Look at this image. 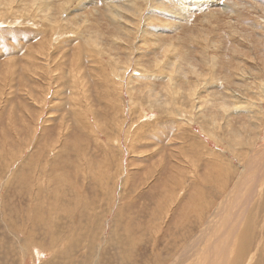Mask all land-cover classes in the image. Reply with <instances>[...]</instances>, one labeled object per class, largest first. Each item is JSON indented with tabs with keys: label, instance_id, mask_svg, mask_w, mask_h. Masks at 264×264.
I'll list each match as a JSON object with an SVG mask.
<instances>
[{
	"label": "rangeland",
	"instance_id": "obj_1",
	"mask_svg": "<svg viewBox=\"0 0 264 264\" xmlns=\"http://www.w3.org/2000/svg\"><path fill=\"white\" fill-rule=\"evenodd\" d=\"M11 1L0 7V264H209L198 254L215 240L216 205L250 162L255 182L264 159L263 112L232 97L264 107V0ZM93 30L117 52L99 58L123 74V112L101 100L113 86L90 56L100 50L86 48ZM177 85L181 101L170 107L184 114L161 110L163 99L152 112L149 96L166 98ZM77 109L98 112L91 131L79 130ZM247 205L245 246L229 249L243 247L230 263L264 264V195Z\"/></svg>",
	"mask_w": 264,
	"mask_h": 264
},
{
	"label": "bare ground",
	"instance_id": "obj_2",
	"mask_svg": "<svg viewBox=\"0 0 264 264\" xmlns=\"http://www.w3.org/2000/svg\"><path fill=\"white\" fill-rule=\"evenodd\" d=\"M131 1H133V0H131ZM162 1V0H161ZM28 2V1H27ZM12 3V1L11 0H8V2H5V1H3V0H0V7L1 6H3V4H5L4 6H3V8L5 9V11L7 12L8 10V8L10 7V4ZM139 4V3H138ZM237 4V3H236ZM252 4V3H251ZM257 4V3H256ZM23 5V4H22ZM45 5H48V4H46L45 3ZM255 5V4H254ZM117 6V5H116ZM162 6V5H161ZM260 6H261V4H260ZM258 7H259V5H258ZM28 8V7H27ZM262 8H264V7H262ZM170 10H173L174 11V8H172L171 7V9ZM263 10V9H262ZM131 11V10H130ZM133 13H136V15H137V17L138 18H140V16H141V13H142V10L141 9H138V8H135V9H133ZM32 12V11H31ZM41 13H43L42 14V16H46V19L47 20H50V21H52L53 22V17L54 16H52V15H46L47 14V12L45 13L43 10L42 11H40ZM40 12H38L37 14H41ZM111 12H112V10H111ZM132 13V14H133ZM32 14V13H31ZM119 14V13H118ZM130 15V14H129ZM135 15V14H134ZM214 15V14H213ZM79 17L81 16V15H78ZM77 16V17H78ZM76 17V16H75ZM213 17V16H212ZM215 17V16H214ZM45 18V17H44ZM43 18V19H44ZM132 18V16L130 17V19ZM219 18V17H218ZM217 18V19H218ZM42 19V18H41ZM77 19V18H76ZM106 19H108V18H106ZM129 19V18H128ZM80 20V19H79ZM82 20V19H81ZM89 20V19H88ZM88 20H86V21H88ZM133 20V19H132ZM168 20V19H167ZM85 21V22H86ZM131 21V20H130ZM212 21V20H211ZM122 22V21H121ZM123 22H124V20H123ZM122 22V23H123ZM132 22V21H131ZM214 22V21H213ZM212 22V23H213ZM218 22V21H217ZM231 22V21H230ZM133 23V22H132ZM131 23V24H132ZM167 23V22H166ZM170 23V22H169ZM215 23V22H214ZM261 23V22H260ZM3 24V23H2ZM94 24V23H93ZM168 24V23H167ZM230 24V23H229ZM234 24V23H233ZM91 24H89V26H90ZM119 25H121V26H123L124 27V25H122L121 23H119ZM170 25V24H169ZM214 25V24H213ZM232 25V24H231ZM171 26V25H170ZM207 26V25H206ZM209 26V25H208ZM130 27H132V26H130ZM129 26L127 27L126 26V29L127 28H130ZM143 27V26H142ZM233 27V26H232ZM229 28H230V26H229ZM125 29V30H126ZM144 29V27L143 28H141V30H143ZM213 29H214V27H213ZM130 30V29H129ZM132 30H134V28H132ZM132 30H130V31H132ZM210 30V29H209ZM215 30V29H214ZM123 31V30H122ZM129 31V32H130ZM166 31V30H165ZM93 33H92V35L90 36V38L87 40V43H88V45L86 44V48L88 49V50H90V51H93V50H100V51H97L96 53H94V55L93 54H90V56H91V58L93 59V57H94V59L97 61L98 60V58H99V53H101V54H104V53H107V54H113L114 52H116L115 50H114V52L112 51H110L109 49H104L103 48V45L101 44V43H98V40H97V33H94L95 31L93 30L92 31ZM126 33H128V32H126ZM203 33H206V32H203ZM215 33V32H214ZM213 33V34H214ZM130 34H131V32H130ZM159 34V33H158ZM238 34V33H237ZM264 34V33H263ZM122 35V34H121ZM145 35V34H144ZM229 35V34H228ZM239 35H241V34H239ZM105 36V35H104ZM103 36V37H104ZM114 36V35H113ZM129 36V35H128ZM127 36V37H128ZM136 36V35H135ZM204 36V35H203ZM213 36V35H212ZM238 36V35H237ZM236 36V37H237ZM243 36H245V35H243ZM102 37V36H101ZM125 37V36H124ZM137 37H139L138 36V34H137V36H136V38ZM205 37V36H204ZM209 37H211V36H209ZM235 37V38H236ZM246 37H248V36H246ZM252 37V36H251ZM244 38V37H243ZM125 39V38H124ZM212 39H213V37H212ZM248 39H250V38H248ZM99 40H101V39H99ZM123 40V39H122ZM209 40V39H208ZM236 40V39H235ZM246 40V39H245ZM104 41V40H103ZM102 42V41H101ZM217 42V41H216ZM242 42H245L244 40L242 41ZM251 42V41H250ZM253 43V42H252ZM216 44V43H215ZM243 44V43H242ZM250 44V43H249ZM264 44V43H263ZM110 45V44H109ZM204 45V44H203ZM244 45V44H243ZM114 46V45H113ZM113 46H112V48H113ZM248 46V45H247ZM247 46H245V47H247ZM251 45H249V47H250ZM248 47V48H249ZM111 48V49H112ZM214 48V47H213ZM212 48V49H213ZM235 48V47H234ZM215 49V48H214ZM217 49V48H216ZM250 49V48H249ZM187 50V49H186ZM232 50V49H231ZM176 51V47H168L167 49H166V53H174ZM247 51H248V49H247ZM200 52V51H199ZM117 53V52H116ZM209 53V52H208ZM236 53V52H235ZM256 53V52H255ZM200 54V53H199ZM201 54H203V53H201ZM248 54V53H247ZM117 55V54H116ZM196 55V54H195ZM199 56H201V55H199ZM209 56V55H208ZM252 56V55H251ZM117 57V56H116ZM115 57V58H116ZM201 57H205V56H201ZM207 57V56H206ZM209 57H211V56H209ZM218 57V56H217ZM248 57V56H247ZM119 58V57H118ZM213 58V57H212ZM252 58H254L253 56H252ZM202 59V58H201ZM201 59H199L200 61H201ZM249 59H251L250 57H249ZM99 60H100V62H101V64H102V68H101V72H102V76H103V79H104V82H107V83H109L111 86H113L112 88H110L109 90H108V92H105L104 90H106V89H104V90H102V93H103V96L101 97V100L103 101V102H107L106 103V105L110 108V111H111V106H113V105H115L116 104V106H117V104H118V106H117V108H118V111H122L123 112V109H124V107H121V105L119 104V103H117L116 102V99H119L120 97H121V93L123 92V87L125 86L124 85V82H123V79H122V77H123V74H121L120 72H118V73H114V75L116 74V76H112L111 75V73L109 72V68H107L105 65H104V63L102 62V59L101 58H99ZM203 60V59H202ZM205 60V59H204ZM247 60H248V58H247ZM215 61H216V58H215ZM260 61H262V60H260ZM245 62V61H244ZM263 62V61H262ZM183 63V62H182ZM203 63H205V62H203ZM119 65L118 64V62L117 61H115V65ZM188 64V63H187ZM244 64V63H243ZM242 64V65H243ZM261 64V63H260ZM263 64H264V62H263ZM179 65V64H178ZM203 65V64H202ZM252 65V64H251ZM108 66V65H107ZM190 66L193 68V70H194V64H191V62H190ZM217 66V65H216ZM245 66V65H244ZM119 67V66H118ZM126 67V66H125ZM124 67V68H125ZM180 67H181V65H180ZM188 67V66H187ZM202 67H205L204 65L202 66ZM254 67V66H253ZM117 68V67H116ZM182 68V67H181ZM185 68V67H184ZM190 68V67H189ZM198 68V67H197ZM243 68V67H242ZM257 68V67H256ZM255 68V69H256ZM120 69L121 68H117V70L118 71H120ZM126 69V68H125ZM180 69V68H179ZM183 69V68H182ZM181 69V70H182ZM177 70V69H176ZM181 70H180V72H181ZM36 71V70H35ZM184 71H186V70H183V72ZM249 71V70H248ZM264 71V70H263ZM262 70L260 71V72H263ZM140 72V71H139ZM180 72H179V74H180ZM187 72V71H186ZM256 72H258L257 70H256ZM185 73V72H184ZM239 73V72H238ZM248 73H250V72H248ZM186 74H189V73H186ZM260 74H263V73H260ZM40 74H38V76H39ZM100 75V74H99ZM203 75V74H202ZM247 75V74H246ZM251 75V74H250ZM259 75V74H258ZM188 76V75H187ZM191 76V75H190ZM248 76V75H247ZM256 76V75H255ZM251 77H253V76H251ZM43 78V77H42ZM99 78V80H100V76L98 77ZM181 78V77H180ZM183 79V78H182ZM212 79V78H211ZM255 79H257V77L255 78ZM132 80V79H131ZM184 80V79H183ZM202 80V79H201ZM219 80V79H218ZM238 80H240V79H238ZM253 80V79H252ZM172 81H173V79H172ZM189 81V80H188ZM242 81V80H241ZM184 82V81H183ZM187 82V81H186ZM185 82V83H186ZM191 82V81H190ZM225 82V81H224ZM252 82V81H251ZM40 83V82H39ZM75 83H76V81H75ZM80 83V81L78 82V84ZM132 81H127V85H128V93L130 94V97L133 99V101H134V97L131 95L133 92V90L136 88V86L135 85H132ZM181 82H179V84H180ZM225 83H227V82H225ZM235 83H237V82H235ZM239 83V82H238ZM249 83V82H248ZM44 84V83H43ZM78 84L76 85V86H78ZM178 84V85H179ZM230 84V83H229ZM252 84V83H251ZM255 84V83H254ZM253 84V85H254ZM110 85H108V86H110ZM130 85V86H129ZM177 85V86H178ZM184 85V84H183ZM182 85V86H183ZM186 85V84H185ZM193 85V84H192ZM246 85L247 86H250L249 84H247L246 83ZM42 86V85H41ZM180 86V85H179ZM178 86V87H179ZM190 86V85H189ZM229 86V85H228ZM257 86V85H256ZM38 87V86H37ZM46 87V86H45ZM104 87V86H103ZM169 87V88H167V90H169L168 91V94H167V97L166 98H161V96L159 95V97H152V95H148L149 96V98H150V100L148 101V104H149V107H150V110H151V108H153L156 104H157V102H159L160 101V99H163V100H165V102L164 103H160V104H158V106H161L160 108H161V110H164V109H167L168 110V113L170 112V114H174L175 115V117H176V119H177V117H178V115H183L184 113H183V108L184 107H182V105H178V107H177V109L175 110V109H172L171 107H170V105H171V103L172 102H174V103H176V104H180V103H178V100L179 101H181V97H182V95H181V93H180V89L182 88V87ZM186 87V86H185ZM188 87V86H187ZM252 87V86H251ZM233 87H231V89H232ZM237 88V87H236ZM258 88H259V86H258ZM264 88V87H263ZM159 89V88H158ZM183 89V88H182ZM186 89V88H185ZM215 89V88H214ZM260 89V88H259ZM88 90H89V88H88ZM213 90V89H212ZM233 90V89H232ZM238 90V89H237ZM248 90V89H247ZM116 91V93H115V95L112 93V92H115ZM154 91V90H153ZM152 91V92H153ZM162 91V90H161ZM194 91V90H193ZM197 91V90H196ZM234 91V90H233ZM249 91V90H248ZM137 92V91H136ZM135 92V93H136ZM151 92V93H152ZM155 92H156V90H155ZM159 92V91H158ZM216 92V91H215ZM239 92V91H238ZM79 93V92H78ZM134 93V94H135ZM163 93V92H162ZM209 93V92H208ZM234 93H236L235 91H234ZM240 93H241V91H240ZM250 93H251V91H250ZM249 93V94H250ZM147 94V93H146ZM149 94V93H148ZM155 94V93H154ZM157 94V93H156ZM190 94H193L194 96H195V93L194 92H191V90H190ZM201 94V93H200ZM219 94H220V92H219ZM258 94V93H257ZM171 95V96H170ZM203 95H204V93H203ZM205 95H206V93H205ZM226 95V94H225ZM251 95V94H250ZM147 96V97H148ZM166 96V95H165ZM186 95H184V97H185ZM193 96V97H194ZM210 96V95H209ZM213 96V95H212ZM217 96V95H216ZM260 96V95H259ZM259 96H258V98H259ZM183 97V98H184ZM187 97V96H186ZM185 97V98H186ZM232 97L235 99V101H237V102H235V105H237V104H240V105H243L244 107H246L247 108V110L249 109L250 110V108H251V110H254V108H256L257 109V112L260 114L261 112H263V115L262 114H260V117H261V115H262V118H264V110H262L261 108L263 107H256V106H254V105H252V104H248L247 103V101H244V99H241L240 97H239V95H238V93H236V94H232ZM241 97H243L242 95H241ZM245 97V96H244ZM251 97V96H250ZM184 98V99H185ZM226 98V97H225ZM246 98V97H245ZM252 98H253V96H252ZM139 99V98H138ZM187 99V98H186ZM224 99V98H223ZM254 99V98H253ZM256 99V98H255ZM147 100H148V98H147ZM170 100V101H169ZM188 100V99H187ZM194 100V99H193ZM212 100V99H211ZM111 101H113L114 103H113V105H111L110 104V102ZM189 101V100H188ZM201 101H203V100H201ZM213 101V100H212ZM221 101V100H220ZM253 101V100H252ZM144 102V101H143ZM147 102V101H146ZM190 102V101H189ZM188 102V103H189ZM257 102V101H256ZM185 103V102H184ZM215 104H217L216 102H214ZM79 104V103H78ZM147 104V103H146ZM186 104V103H185ZM202 104V103H201ZM263 104V103H262ZM203 105V104H202ZM218 105V104H217ZM222 105H223V103H222ZM227 105V104H226ZM225 105V106H226ZM256 105H257V103H256ZM259 105V104H258ZM184 106V105H183ZM47 107V106H46ZM187 107V106H186ZM228 107H229V105H228ZM236 107H238V106H236ZM226 108H227V106H226ZM264 108V107H263ZM148 109V108H147ZM187 109V108H186ZM228 109V108H227ZM226 109V112L229 110H227ZM235 109V108H234ZM221 110V109H220ZM152 111V110H151ZM200 111V110H199ZM230 111V110H229ZM2 112V111H1ZM153 112V111H152ZM218 112V111H217ZM254 112H256V110L254 111ZM253 112V113H254ZM87 113H89V115H88V117H87ZM146 113V112H145ZM160 113V112H159ZM166 113V112H165ZM74 117L77 119V122H78V127H80L81 126V128H79V130L81 131V129L83 130V131H85V130H92L93 129V127H94V118L95 117H97V115H98V112L96 111L95 112V110H89V111H86V114L85 113H83V112H81L80 110H74ZM121 114V113H120ZM164 114V113H163ZM252 114V113H251ZM257 114V113H256ZM144 115V114H143ZM142 115V116H143ZM168 115V114H167ZM206 115V114H205ZM216 115V114H215ZM222 115V114H221ZM229 115V114H228ZM227 115V116H228ZM235 115V114H234ZM250 115V114H249ZM254 115V114H253ZM258 115V114H257ZM43 116V115H42ZM189 116H190V114H189ZM204 116V115H203ZM208 116V115H207ZM211 116V115H210ZM230 116V115H229ZM232 116V115H231ZM241 116V115H240ZM184 117V116H183ZM212 117H214V116H212ZM220 117V116H219ZM222 117V116H221ZM249 117H251V116H249ZM192 118V117H191ZM201 118V117H200ZM203 118V117H202ZM210 118V117H209ZM217 118V117H216ZM215 118V119H216ZM232 118V117H231ZM253 118V117H252ZM251 118V119H252ZM175 119V118H174ZM206 119V118H205ZM228 119V118H227ZM257 119H258V117H257ZM260 119V118H259ZM183 119H180V121H177V122H181ZM192 120L194 121V118H192ZM206 120H209L208 118L206 119ZM213 120V119H212ZM222 120H223V117H222ZM225 120H226V118H225ZM229 120V119H228ZM252 120H254V119H252ZM251 120V121H252ZM262 121H263V119H261ZM176 121V120H175ZM190 122H192L191 121V119L189 120ZM203 121H204V119H203ZM215 121V120H214ZM218 122L220 121V120H217ZM229 121H232V120H229ZM229 121H227V122H229ZM256 121V120H255ZM258 121V120H257ZM183 122V121H182ZM185 122V121H184ZM200 122V121H199ZM201 122H202V120H201ZM210 122L211 121H209V125H211L210 124ZM223 122H224V120H223ZM194 123V122H193ZM192 123V125H194ZM206 123H207V121H206ZM206 123H204L205 125V127H207V124ZM224 123H226V121L224 122ZM233 123V122H232ZM202 124V123H201ZM217 124V123H216ZM229 124H231V123H229ZM257 124V123H256ZM208 125V126H209ZM214 125V124H213ZM212 125V126H213ZM233 125V124H232ZM247 125H248V122H247ZM246 125V126H247ZM250 125V124H249ZM191 126V125H190ZM215 126V125H214ZM213 126V127H214ZM222 126H223V124H222ZM228 126V125H227ZM229 126H231V125H229ZM229 126H228V129H229ZM237 126V125H236ZM210 127V126H209ZM213 127H211V129L213 128ZM216 127V126H215ZM215 127H214V130H215ZM233 127V126H232ZM237 127H239V126H237ZM251 127V126H250ZM250 127H248L247 129H251ZM225 128V127H224ZM243 128H245V127H243ZM253 128H256V127H253ZM119 129H121V128H119ZM236 129V128H235ZM218 130V129H217ZM217 130H215V131H217ZM222 131V130H221ZM244 131H245V129H244ZM254 131V130H253ZM209 132H210V130H209ZM212 132V131H211ZM218 132V131H217ZM225 132L226 133H228L229 132V130L227 131L226 130V128H225ZM248 132V131H247ZM251 132V131H250ZM221 133V132H220ZM237 133H238V131H237ZM230 134V133H229ZM228 134V135H229ZM239 134H241V133H239ZM248 134V133H247ZM213 136V135H212ZM233 137V135L232 134H230V137ZM244 136H246V135H244ZM254 136V135H253ZM109 137H112V136H109ZM219 137V136H218ZM227 137V136H226ZM229 137V136H228ZM231 137V138H232ZM235 137H237V136H235ZM246 137H248V135L246 136ZM246 137H244V138H246ZM223 138H224V136H223ZM102 139V138H101ZM219 139V138H218ZM227 139V138H226ZM250 139H253V137H251ZM223 140H225V138L223 139ZM243 140V139H242ZM219 141V140H218ZM226 141H228V139L226 140ZM231 141H233V140H231ZM245 141V140H244ZM222 142V141H221ZM234 142V141H233ZM243 142V141H242ZM229 143H231L230 142V139H229ZM234 144V143H233ZM237 144V143H236ZM239 144H241V142L239 143ZM240 147V146H239ZM109 148V147H108ZM77 151V150H76ZM18 154V153H17ZM15 157V156H14ZM13 157V158H14ZM240 157V156H239ZM259 157V156H258ZM264 157V152H262V158ZM16 158V157H15ZM21 158V157H20ZM173 158V157H172ZM261 158V157H260ZM20 160V159H19ZM19 160H17L18 161V163L20 162ZM11 161V160H10ZM2 163V162H1ZM16 163V162H15ZM217 163V162H216ZM223 163V162H222ZM2 165H3V163H2ZM11 165V164H10ZM18 165V164H17ZM216 165V164H215ZM217 165H218V163H217ZM222 166V165H221ZM21 167V166H20ZM19 167V168H20ZM223 167V166H222ZM12 168V167H11ZM215 168H216V166H215ZM224 168V167H223ZM222 168V169H223ZM248 168V169H247ZM9 168H7V170H8ZM45 169V168H44ZM228 169H230V168H228ZM252 169H254L255 170V168L253 167V162H250L248 165H246V167H245V171L244 172H241L240 174L238 173V175H237V177H236V179H235V181H234V184H233V186L231 187V189H227V186H225V185H228V184H230L229 182L231 181V179H234L235 178V175L233 174V170H232V173H227V179H226V182H225V184L223 185V188L225 189V190H228V192L226 193V195H225V198L223 199V201H221L220 203V205H216L217 206V209L214 211V214H212V215H215V216H220V222L218 221V223H219V225L217 226L218 228L215 230V240L213 241L212 240V242H211V238H209V239H206V243L208 244L209 243V245H207V244H205V248L204 249H201V250H199V251H201L198 255L199 256H201L202 258L204 257V256H206L207 258H206V260H211V258L213 259V260H211L210 262H211V264H228V263H230V262H236L235 260L237 259V257H238V255L240 254H238V252L239 251H241V250H243V247L245 246V245H243V239H242V236H241V231H244V229H246V227H247V221H248V219L250 218V217H247V215H245L246 213H247V209H248V205H247V198H248V196L250 197V198H252L253 200L255 199V197H257V198H262V196L264 195V159H262L261 161L259 160V163H258V171H260V173H258L256 176H258V178L255 180V182H251L250 181V179H249V177H248V175H249V172L250 171H252ZM257 169V168H256ZM5 170V169H4ZM3 170V171H4ZM8 171H11V170H8ZM12 171H14V170H12ZM126 171V170H125ZM194 171V170H193ZM216 172V171H215ZM11 173H13V172H11ZM127 173V172H126ZM196 173V172H195ZM222 173H224V171L222 172ZM254 173V172H253ZM8 173L6 172V175H7ZM221 174V173H220ZM219 174V175H220ZM9 175V174H8ZM252 175H254V174H252ZM2 177H7V176H3V174L1 175ZM1 176H0V178H1ZM10 176V175H9ZM12 176H16V174L14 175H12ZM18 176V175H17ZM125 176V175H124ZM255 176V177H256ZM120 177V176H119ZM119 177H118V179H119ZM129 177V176H128ZM218 177V176H217ZM248 177V178H247ZM102 178V177H101ZM10 179V178H9ZM14 178H12V180H13ZM99 179H100V177H99ZM248 179H249V181H250V183H253L252 184V189H253V192H251L252 191V189H250V191H249V194L247 195V187L249 186V185H247V181H248ZM7 180V179H6ZM11 180V179H10ZM9 180V181H10ZM16 180V179H15ZM101 180V179H100ZM121 180V179H120ZM8 181V182H9ZM14 181V180H13ZM6 182V181H5ZM66 182V181H65ZM2 183V182H1ZM255 183V184H254ZM251 186V185H250ZM262 191H261V190ZM245 190V191H244ZM254 197H253V196ZM86 199V198H85ZM85 203V202H84ZM256 207V206H255ZM250 208V207H249ZM251 208H252V206H251ZM251 210V209H250ZM246 212V213H245ZM214 217V216H213ZM163 218V217H162ZM251 218H253V217H251ZM211 221H213V219H211ZM215 221V220H214ZM250 221V220H249ZM207 223H208V221H207ZM217 223V222H216ZM205 226H207L206 224H204ZM210 225V224H209ZM208 225V226H209ZM212 225V224H211ZM217 225V224H216ZM69 226V225H68ZM207 226V228H210V227H208ZM214 226H212V228H213ZM224 228V230H221V229H223ZM165 231V230H164ZM241 232V233H240ZM206 233V232H205ZM21 234V233H20ZM55 234V233H54ZM201 234H203V233H201ZM196 235V234H195ZM203 236V235H202ZM198 237V236H197ZM64 238V237H63ZM54 240V239H53ZM56 240V239H55ZM195 240H196V238H195ZM241 242H242V245H243V247H240V248H242V249H240L239 251H238V249H236L237 250V253L236 252H234V253H231L233 250L232 249H235V248H237L240 244H241ZM35 246H37V245H35ZM208 247V248H207ZM232 248V249H231ZM31 249V248H30ZM229 249L230 250H232V251H230V255H232V256H230L229 255ZM242 253V252H241ZM244 253H245V251H244ZM186 254V253H185ZM236 256H235V255ZM194 255V254H193ZM243 255V254H242ZM241 255V256H242ZM212 256V257H211ZM240 256V255H239ZM200 257V258H201ZM245 257H247V256H245ZM199 258V259H200ZM209 258V259H208ZM198 259V258H197ZM196 259V260H197ZM251 258H249V260H250ZM226 260V261H225ZM229 260H231V261H229ZM195 261V260H194ZM205 262V261H204ZM210 262H209V264H210ZM23 264V263H22ZM231 264V263H230Z\"/></svg>",
	"mask_w": 264,
	"mask_h": 264
}]
</instances>
